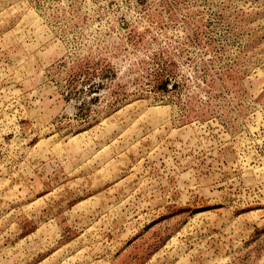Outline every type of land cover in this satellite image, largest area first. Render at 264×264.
<instances>
[{
  "label": "rangeland",
  "instance_id": "1",
  "mask_svg": "<svg viewBox=\"0 0 264 264\" xmlns=\"http://www.w3.org/2000/svg\"><path fill=\"white\" fill-rule=\"evenodd\" d=\"M0 264H264V0H0Z\"/></svg>",
  "mask_w": 264,
  "mask_h": 264
}]
</instances>
